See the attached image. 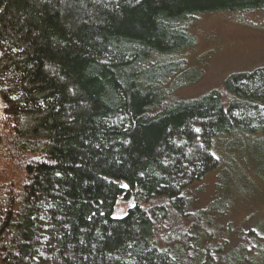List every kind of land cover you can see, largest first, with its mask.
Instances as JSON below:
<instances>
[{
	"label": "trees",
	"instance_id": "trees-1",
	"mask_svg": "<svg viewBox=\"0 0 264 264\" xmlns=\"http://www.w3.org/2000/svg\"><path fill=\"white\" fill-rule=\"evenodd\" d=\"M218 12L264 0H0V140L23 176L0 200V264H172L207 231L189 196L215 141L264 137V67L171 99L188 22Z\"/></svg>",
	"mask_w": 264,
	"mask_h": 264
},
{
	"label": "rangeland",
	"instance_id": "rangeland-1",
	"mask_svg": "<svg viewBox=\"0 0 264 264\" xmlns=\"http://www.w3.org/2000/svg\"><path fill=\"white\" fill-rule=\"evenodd\" d=\"M188 32L193 45L177 56L186 67L176 79L172 100H199L222 90L229 75L264 67V12L199 16L188 22ZM3 142L0 200L5 186L15 194L23 181L22 169L8 156ZM229 142V138L215 141L217 169L190 189L193 210L207 212V231L188 232L185 254L174 249L172 264H208L206 249L216 264H264V239L260 245L252 237L264 233V137L235 135ZM127 209L124 203L115 215L124 216ZM33 260L51 264L43 254Z\"/></svg>",
	"mask_w": 264,
	"mask_h": 264
}]
</instances>
